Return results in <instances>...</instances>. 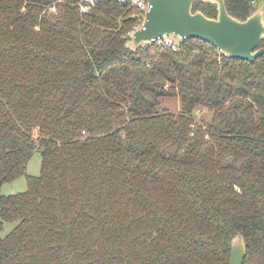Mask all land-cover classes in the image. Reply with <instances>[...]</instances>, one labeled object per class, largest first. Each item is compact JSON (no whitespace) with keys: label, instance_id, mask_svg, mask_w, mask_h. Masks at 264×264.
<instances>
[{"label":"trees","instance_id":"trees-1","mask_svg":"<svg viewBox=\"0 0 264 264\" xmlns=\"http://www.w3.org/2000/svg\"><path fill=\"white\" fill-rule=\"evenodd\" d=\"M78 3L0 0V264H229L237 234L264 264V55L198 38L134 52L135 8Z\"/></svg>","mask_w":264,"mask_h":264},{"label":"water","instance_id":"water-1","mask_svg":"<svg viewBox=\"0 0 264 264\" xmlns=\"http://www.w3.org/2000/svg\"><path fill=\"white\" fill-rule=\"evenodd\" d=\"M151 8L146 11L142 26L126 42V47L137 52L143 45H152L163 35H173L184 42L198 38L213 44L228 58L254 62L264 55V6L246 19L232 16L226 0H202L217 6L216 17L203 11H194L196 0H147ZM247 245L242 234L232 240L229 264H244Z\"/></svg>","mask_w":264,"mask_h":264},{"label":"rangeland","instance_id":"rangeland-1","mask_svg":"<svg viewBox=\"0 0 264 264\" xmlns=\"http://www.w3.org/2000/svg\"><path fill=\"white\" fill-rule=\"evenodd\" d=\"M254 5L256 7V10L259 9L264 6V0H255ZM167 105L169 106V108H171V110H178L180 107V102L179 100H171L167 102ZM41 171H42V155L39 149H36L34 151L32 158L28 163L27 174L33 176H39L41 175ZM27 186L28 185H27L26 176H22L12 182L5 183L2 187V193L5 195L18 194L26 191L28 188ZM17 224H18L17 222H12V223L5 222L2 236H6L8 233H10Z\"/></svg>","mask_w":264,"mask_h":264},{"label":"built area","instance_id":"built-area-1","mask_svg":"<svg viewBox=\"0 0 264 264\" xmlns=\"http://www.w3.org/2000/svg\"><path fill=\"white\" fill-rule=\"evenodd\" d=\"M104 0H79V7L81 12H88L93 7H96L97 4ZM119 4L128 6L130 8H135L137 10L136 16L139 17V22L134 26V30L131 32V35L138 30L144 21L145 13L147 10L151 8V5L147 0H118ZM50 10L52 12H56V7H51ZM155 43L168 46L174 51H178L180 49V38L174 37L173 35H163L160 37ZM220 52V51H219Z\"/></svg>","mask_w":264,"mask_h":264},{"label":"flooded vegetation","instance_id":"flooded-vegetation-1","mask_svg":"<svg viewBox=\"0 0 264 264\" xmlns=\"http://www.w3.org/2000/svg\"><path fill=\"white\" fill-rule=\"evenodd\" d=\"M247 257H248V252H247L246 258L244 260V264H251V262H249V260L247 259Z\"/></svg>","mask_w":264,"mask_h":264}]
</instances>
